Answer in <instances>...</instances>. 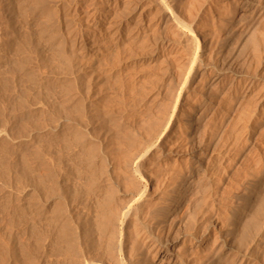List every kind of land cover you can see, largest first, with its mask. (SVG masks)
I'll list each match as a JSON object with an SVG mask.
<instances>
[{"label":"bare ground","instance_id":"6f19581e","mask_svg":"<svg viewBox=\"0 0 264 264\" xmlns=\"http://www.w3.org/2000/svg\"><path fill=\"white\" fill-rule=\"evenodd\" d=\"M147 1L170 32L161 45L172 50V78L165 69L156 79L167 91L158 108L136 118L144 128L138 137L127 130L112 139L113 131L102 135L99 125L92 130L101 140L99 165L95 146H86L81 133L73 136L88 169L80 175L85 186L66 197L72 210L82 203L94 213L102 239L86 243L94 257L80 250L68 264H213L223 255L228 264H256L253 250L264 253V2ZM70 18L78 30L90 25ZM238 34L245 36L240 48ZM81 102L73 107L77 115L67 114L69 122L94 126ZM49 178L42 198L52 205L64 196ZM43 179L36 180L38 190ZM72 218L73 212L69 232ZM69 248L77 250L74 243Z\"/></svg>","mask_w":264,"mask_h":264},{"label":"rangeland","instance_id":"374dc122","mask_svg":"<svg viewBox=\"0 0 264 264\" xmlns=\"http://www.w3.org/2000/svg\"><path fill=\"white\" fill-rule=\"evenodd\" d=\"M259 1L264 2L254 0V5ZM73 16L90 25L78 30L69 22ZM156 20L147 0H0V264H68L80 250L97 253L88 251L101 238L91 222L94 213L82 203L72 210L66 197L85 186L80 175L88 169L87 155L73 144V136L81 133L86 146H95L99 165L102 145L93 134L100 127L102 135L113 131L114 138L127 130L136 137L144 133L137 119L158 108L167 91L156 79L166 70L168 81L172 78V50L161 45L170 32ZM239 34L238 48L245 41ZM134 98L145 101L137 107ZM80 100L94 126L69 122ZM50 174L64 196L52 205L42 198L52 186ZM39 178H44L42 190ZM71 243L77 253L70 251ZM217 259L213 264H228L224 255ZM253 259L264 264L260 248L253 250Z\"/></svg>","mask_w":264,"mask_h":264}]
</instances>
